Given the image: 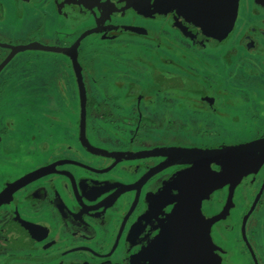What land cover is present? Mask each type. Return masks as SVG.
<instances>
[{
    "label": "flooded vegetation",
    "instance_id": "flooded-vegetation-1",
    "mask_svg": "<svg viewBox=\"0 0 264 264\" xmlns=\"http://www.w3.org/2000/svg\"><path fill=\"white\" fill-rule=\"evenodd\" d=\"M36 1L0 0V64L10 56L9 47L27 45L71 49L76 60L67 54L40 49L20 51L0 73V98L5 99L11 112L0 128V194L8 185L28 173L59 164L57 172H65L77 181H82L81 196L88 199L95 191L91 189L88 192L85 186L88 183L90 185L89 181L103 179V176L86 168L105 170L114 165L112 160L92 155L82 147L78 71L87 97L86 138L93 148L125 154L163 147L209 150L207 147L178 145V141L176 144H163L165 136L157 130H164L166 127L173 130L177 125L174 110L180 111L178 114L184 116L196 107L203 110V101L214 93L204 89L201 77L205 76L206 81H210L218 70L209 61V52L213 50L208 44L201 51L205 64L200 65L206 75L193 73L189 68V64L192 65L190 62H200L193 49L196 44L198 47L203 45L193 41L197 32L181 35L184 42L181 41L179 45L175 43V50L172 47L174 43L164 42L169 38L173 40L172 28L176 11L168 10L164 14H157L158 17H153L152 27L147 28L141 26L140 20L134 19L133 15L125 22L124 14L114 15L106 8L104 16L98 18L92 15V10H86V16L81 21L84 23L82 31L76 32L72 43L66 46L63 42L53 43L45 20L48 17L43 11L35 12L32 16L35 18L41 15L37 24H34L31 17L32 21L27 26H17L25 15L24 7ZM112 1L115 6L122 7L116 0ZM127 25L141 27L146 31L145 35L122 31V27ZM200 30L202 32V29L197 31ZM235 30L239 31H233L231 35L232 42L236 41L233 43L235 47L225 57L224 63L226 71H230L232 75L229 82L236 88V78L239 76L243 79L249 77L252 82L264 80V0L240 1ZM18 33L21 35L18 36ZM82 35L86 36L78 45L77 40ZM64 37L71 38V35L64 33ZM140 37H144L149 45V48H145L149 53L143 60L132 58L137 49L134 43ZM166 37L168 40H164ZM237 47H241L244 52L239 54ZM160 49H167L171 55L176 52V56L188 65L183 62L177 64L175 59H167L164 62L169 68L157 66L156 62L161 58ZM108 53L113 56V61H118L125 68L110 66L107 69L101 62L97 63L99 56ZM96 69L103 72L102 76H99ZM158 71L168 79L178 76L188 81L189 87L159 90L160 86L155 83ZM143 90L148 91L140 95ZM141 98L151 115L141 114ZM238 100L241 102V98ZM19 104L25 105L22 111L16 108L21 106ZM122 104L127 112H135L133 122L128 125L123 122L122 127L116 128L115 125L122 124ZM240 107L237 103L234 108ZM157 112L163 117L159 121L152 117ZM217 114L224 116L223 113ZM70 120L76 124L74 128H71ZM233 120L238 121L237 117ZM15 130L25 132L26 136H13L11 133ZM153 142L160 145L154 146ZM13 143L16 144L15 148L11 146ZM144 146L146 148H142ZM221 148L223 147L211 150ZM164 160L159 158L122 162L109 175H123L119 170H125V176L120 181L131 183L137 176ZM192 168L172 167L152 179L142 188L139 202L128 220L125 219L135 197L132 194L121 199V204H116V209L101 207L90 212L84 198L81 202L74 197L68 178L50 175L39 179L19 190L0 207V264H129L132 255L147 249L162 233L172 229L170 213L175 205L167 206L160 212L152 208V201L154 198L155 203L166 201L169 198L166 193L175 195L177 191L171 187L173 181L180 173ZM217 169L219 168L212 167L209 171L216 174L220 171ZM188 176L199 183L203 181L200 176ZM228 190L225 187L213 192L210 199L201 205V216L192 223V228L199 233L198 236L194 233L193 237L199 241L204 242V233L201 231L206 229V220L223 212ZM163 195H166L165 198ZM105 196L91 203V206L103 201ZM232 201L227 218L211 226L209 232L210 247L214 249L211 255L213 264H264V165L257 173L242 180L234 191ZM135 224L139 229L135 237L129 240V231ZM199 241L197 242L200 243ZM77 248L87 250L71 253ZM61 254H65L64 257L47 260ZM156 256L152 261L139 263L170 264L172 261L163 253L160 256L156 252Z\"/></svg>",
    "mask_w": 264,
    "mask_h": 264
},
{
    "label": "water",
    "instance_id": "water-1",
    "mask_svg": "<svg viewBox=\"0 0 264 264\" xmlns=\"http://www.w3.org/2000/svg\"><path fill=\"white\" fill-rule=\"evenodd\" d=\"M185 1L186 0H184V2ZM177 3H179L177 6L179 8L176 9H180L181 12H183L181 9V7L183 8V0H174V4ZM238 3L239 0H215V2L213 3H207L205 2V0H197L194 3L191 2L192 6L194 4V6H196V9L192 8V12L195 11L193 12V14H196L200 19H204V22H208L209 20L211 21V23L216 22L217 26H219L220 28L228 26V24H230V20L234 19L235 21ZM9 48L11 50V54L7 57V59H5L3 63L0 64V73L5 69V67L15 56V54L19 53L20 51L40 49L42 51L63 53L71 56L72 58L74 57V51H72L71 49L59 47H36L35 45H27ZM73 63H75V61H73ZM77 73L81 90L80 135L82 147L92 155L112 160L114 162V165H112L110 169L108 168L105 170L93 169L91 167L86 168L96 175L103 176V179L98 181H89L90 185L88 183L85 186V188H87L86 191L90 192L91 189L95 191L91 197H88V199L81 196V192H83L82 181H77L75 177L67 175V173L65 172H57L56 167L59 166V164H55L28 173L27 175L8 185L6 189L0 194V207L6 204L9 201L10 197H12L19 190L31 185L37 180L50 175H62L71 181V187L74 197L79 199V201L83 200L82 198L86 200L87 203L84 204L88 206L87 210L90 212H95L101 207H110L112 209H116V204L120 205L121 202L119 201L125 198L126 195L132 194L133 196H135L131 209L125 219L128 220L129 216L133 213L137 203L139 202L142 188L147 185L152 179L172 167L192 166L193 168H196V170L200 169V172L201 170L204 172V176H200L203 181L199 183V181L197 182L195 178L189 177L185 172L180 173L175 178L171 186L175 191H177L175 195L166 193L169 198H167L164 202L157 201V203H155L156 199L154 198V200L152 201V208L157 209V211L161 212L163 208L175 205L174 210L170 213V222L173 223V227L169 232L167 231L162 233V235L147 249H143L138 254L132 255L129 258V264H140L139 262L141 261H152L157 257L156 252H159L160 256L163 253L167 259H172L170 264H179L180 262H182V260L184 261L188 259L190 255V241L193 239L194 233H196V236H198L197 234H199L197 229L192 228V223L194 219H198V217L201 216V205L205 201H208L210 199V195H212L213 192L228 187L229 194L223 212L217 217L206 220V229H203L201 231V233H204V242L203 240L199 241L194 237L196 241L200 242L199 244L203 247V249L206 250L208 247H210L211 244L209 236L211 226L227 218L229 211L231 210V207L233 205L232 200L236 187L242 182L243 179L247 178L253 173H257L264 165V139H258L241 145L223 147L221 149L213 150L189 149L182 147H163L134 154H125L109 153L95 149L89 144L86 138L87 97L85 94V87L82 83L80 72L78 71ZM155 83L160 86L159 90L161 91L168 89H185L189 87L187 85L188 81L182 80V78L178 76H174V78L168 79L165 76L159 74V71L157 72V74H155ZM147 91L148 90H143L140 95L145 94V92ZM239 148H246L248 149V151L241 153L237 151V149ZM159 158L165 160L159 165L146 170L142 175L137 176V179H134L135 181L133 180L131 181V183H123L120 181L125 176V170H119L121 173H123V175H109L122 162ZM76 165L81 166L80 163H76ZM212 167H218L220 171L216 174H212L209 171V169ZM179 185H182V187ZM91 186L93 187L91 188ZM104 195L106 196L104 197L103 201H101L97 205L91 206V203L95 202ZM165 196L166 195H163L164 198ZM147 198H149V195L147 196ZM162 202L163 206L161 205ZM85 205H83V207H85ZM137 221H139V219ZM136 224L133 225V227L129 231V240L135 237L136 232L139 229L137 227L138 224ZM187 234L189 235V237H186ZM85 250L87 249L77 248L72 250L71 253L74 251ZM65 254H61L47 260L51 261L59 257H64L63 255ZM201 258H208L206 251Z\"/></svg>",
    "mask_w": 264,
    "mask_h": 264
},
{
    "label": "crops",
    "instance_id": "crops-1",
    "mask_svg": "<svg viewBox=\"0 0 264 264\" xmlns=\"http://www.w3.org/2000/svg\"><path fill=\"white\" fill-rule=\"evenodd\" d=\"M118 5H122V7H117L115 4H113L112 0H37L36 2L30 3L28 6L24 7V17L22 21H19V24L17 26H27L29 23H31V17L35 12L43 11L44 14L48 18H46V23L48 25V29L50 28V38L53 39V43L63 42V45H70L72 41L74 40L76 34L78 32H81L84 26V23H81L83 21L85 11L92 10V15L96 18L101 17L104 14L105 8L114 15H122L124 14V21L127 22L130 15L134 16V19L137 18L140 20V25L150 28L152 27V20L153 17H155L157 14L161 13L164 14L168 10H174L176 17L174 18V28H172V32L174 34L173 40L167 37L169 36L166 34V38L168 41H164L166 44L174 43L172 46L175 50L177 46L176 44H180V42H184L181 35L190 34L193 31L198 33L196 35L193 41L198 43L199 45L203 43L200 47L198 45H194L193 49L195 52V56L199 58L198 63L190 62L189 68H191L193 73H198L199 75H206V72H204V68L201 65V63L204 65V60L201 51L205 50L206 44L211 45L213 51L209 52L210 57L209 61L212 64L213 67L217 70V75L214 76V79H210V81H206L205 76L201 77V81L203 82L204 89L207 91H211L214 94L211 97H205V101H203V110H200L199 107L194 108L190 111L187 115H179L178 110H174L175 115V127L173 130L167 129V127L163 129H157L160 134L162 133L165 137L163 138V141L165 143H177L178 145L186 146V147H196V148H205L206 145H203L201 147L200 145H196L198 140L205 141V139L210 138L211 136H206L204 139V134L207 133V130L211 132L219 131L218 127L220 125H224V127L231 129L229 131H232L233 129L236 131H241L243 133L242 129H245L247 136L244 137V142H241V144H245L248 142L255 141L257 139H262L264 136V129L260 130V135L258 137H254L255 135H250V130L258 128L262 126V122L264 121V110L262 112L261 109H264V80L259 81H250L249 77H246L244 80H241L243 78H236L238 80L236 88L231 85L229 82V78H232V75L230 74V71H226V64L224 63L225 57L231 52L230 50L235 47L233 43L236 41L231 40L232 32L235 31L236 33H239V29L235 30V24L237 22L238 14H239V8H240V1L238 3L237 9H236V17L235 21L230 20V24L224 28H220L217 26V23H207L204 22V19H200L197 17L196 14H193L192 8L196 9V6H192L191 2L194 3L197 0H186L184 2L183 0V8L181 7L182 11L177 7L179 3L174 4V0H116ZM108 6V7H107ZM12 9H10L11 11ZM106 10V11H107ZM129 14V15H126ZM104 16V15H103ZM158 17V15H157ZM234 17V16H233ZM34 20V24H37L39 20L41 19V15L36 16L35 18L32 17ZM44 19V18H43ZM234 21V22H233ZM100 22V21H99ZM88 25V23H86ZM128 24V23H127ZM203 25V26H202ZM220 25V24H219ZM198 29H202L200 31H197ZM131 31L136 32L140 35H145L146 32L144 29L137 28V27H130V26H124L122 27V31ZM192 30L191 32H189ZM77 32V33H76ZM64 33H68L71 35V38L64 37ZM234 33V32H233ZM242 33V32H241ZM240 33V34H241ZM21 33H18V36H20ZM17 36V37H18ZM86 36V35H85ZM82 35L78 40L77 44L83 40L85 37ZM186 36V35H185ZM94 42V41H93ZM201 42V43H200ZM206 42V43H205ZM176 43V44H175ZM134 46H136V51L133 53L132 58L133 59H139L142 60L147 57L148 51L145 50V48H149V45H147L145 38L140 37V39H137L134 43ZM151 47V46H150ZM93 49L96 47H92ZM238 53H242L244 51L241 50V47H237ZM160 55L161 58H159V61L156 62V65L162 68H169V66L164 62L167 59L173 60L175 59V62L177 64H180L183 62L182 58H178L175 54L171 55L167 49H160ZM21 54V53H20ZM53 55V54H51ZM57 56V55H53ZM117 56H120L117 55ZM163 59V60H161ZM112 60V61H111ZM102 63L104 67L111 68L110 66H119V68L124 69L125 67L120 66V63L117 61H113V56H111L109 53L105 56H99L97 63ZM179 62V63H178ZM183 64L188 65L186 62H183ZM196 67V69H195ZM97 71V69H96ZM99 73V76L103 73L99 70L97 71ZM233 73V72H232ZM227 75V76H226ZM239 75V74H237ZM102 76V75H101ZM237 77V76H236ZM249 79V82H252V85L244 83V81H247ZM235 82V81H234ZM238 98H241V102H238ZM141 114L142 115H151L150 110H146L144 106H146L144 103V100L141 98L139 101ZM239 104L240 108H234L236 104ZM122 111H121V122L122 124L115 125L116 128H120L123 125V122L127 123L125 125H128V123L133 122L132 118H134L135 112H127V109L124 104ZM201 105V104H198ZM125 107V108H124ZM119 109V108H118ZM217 110H219V113H223V115L217 114ZM189 111V110H188ZM119 112V111H118ZM234 116L229 117V116ZM226 116V117H225ZM7 117V115H6ZM1 118V123L4 125V119ZM152 117L159 121L163 117L159 114V112L154 113ZM237 117V120H233ZM71 121V120H70ZM72 127L74 128L76 124H74V121H71ZM2 127V126H1ZM0 127V128H1ZM184 127H189L190 131H185ZM130 127H127V129ZM233 130V131H234ZM15 132V133H14ZM11 134L19 135L21 138H24L26 136V133L23 131L15 130ZM133 133V129L131 131ZM201 133L202 135H199L198 133ZM177 139V140H176ZM62 140V138L60 139ZM190 142V145H189ZM155 145H160L158 142H153ZM152 143V144H153ZM162 144V145H163ZM239 144V145H241ZM13 148L16 147V144L11 145ZM235 146V145H232ZM225 147V146H224ZM230 147V146H228ZM146 148V146L142 147ZM207 148L212 149L216 147L208 146ZM136 149V147H134ZM139 149V148H138ZM193 169H195V172H193ZM199 170V171H198ZM196 170V168H192L185 173L188 175L189 173H192L196 176H202L204 172L200 169ZM204 176V175H203Z\"/></svg>",
    "mask_w": 264,
    "mask_h": 264
},
{
    "label": "rangeland",
    "instance_id": "rangeland-1",
    "mask_svg": "<svg viewBox=\"0 0 264 264\" xmlns=\"http://www.w3.org/2000/svg\"><path fill=\"white\" fill-rule=\"evenodd\" d=\"M244 80V79H241ZM244 83L246 84H250L252 85V82H249V79H247V81H244ZM18 103H21L19 101H16ZM48 104V103H46ZM21 105V104H19ZM18 109V111H22L23 108H25V105H21V106H17L16 107ZM262 112L264 109H261ZM11 112L8 110L7 108V104L4 98H0V127H3V123H1V118L6 117V115L10 114ZM185 131H190L189 127H184ZM219 131L216 132H211L209 130H207V133L204 134V136L199 132V135H202L204 137V139L206 138V136H211L208 139H205V141L202 140H198L196 145H206L208 146H212V147H228V146H232V145H239L241 144V142H244V137L246 138L247 136L245 135L246 132L245 129L243 130V133L241 131H236V130H232L229 131L231 129H228L226 127H224V125H220L218 127ZM264 129V121L262 122V126L252 129L250 130V135H255L254 137H258L260 135V130ZM190 145V142H189Z\"/></svg>",
    "mask_w": 264,
    "mask_h": 264
},
{
    "label": "snow or ice",
    "instance_id": "snow-or-ice-1",
    "mask_svg": "<svg viewBox=\"0 0 264 264\" xmlns=\"http://www.w3.org/2000/svg\"><path fill=\"white\" fill-rule=\"evenodd\" d=\"M205 2L213 3L215 2V0H205ZM207 23L210 24L211 21L209 20ZM237 151L243 153V152H247L248 149L239 148L237 149ZM217 171H219V169H217ZM193 172H195V169H193ZM191 174L192 173H189L188 175H191ZM189 251H190L189 258L180 262V264H213L211 255L214 252V249H212L211 247H208L206 250L203 249V247L195 240L194 237L190 241ZM205 251L208 257L207 259L201 258Z\"/></svg>",
    "mask_w": 264,
    "mask_h": 264
}]
</instances>
